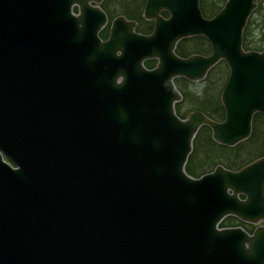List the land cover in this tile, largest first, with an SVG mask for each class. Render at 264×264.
Masks as SVG:
<instances>
[{"label":"water","instance_id":"water-1","mask_svg":"<svg viewBox=\"0 0 264 264\" xmlns=\"http://www.w3.org/2000/svg\"><path fill=\"white\" fill-rule=\"evenodd\" d=\"M102 1L0 0V264H264V155L186 169L201 126L235 145L264 113V47L243 45L256 0H146L151 32L120 14L106 39ZM199 34L209 53L177 51ZM221 59L225 117L181 116L175 77Z\"/></svg>","mask_w":264,"mask_h":264},{"label":"trees","instance_id":"trees-1","mask_svg":"<svg viewBox=\"0 0 264 264\" xmlns=\"http://www.w3.org/2000/svg\"><path fill=\"white\" fill-rule=\"evenodd\" d=\"M258 4L250 15L243 32V45L246 49H262L264 46V0H257ZM225 0H200L201 9L206 16L215 14L224 4ZM146 0H103L101 6L110 16L125 14L129 18L139 21V29L147 32L152 28V20L143 17ZM166 13V12H164ZM190 43L188 52L182 40ZM177 45V51L182 55L193 52L209 53L211 43L204 35H193L183 38ZM155 59H147V66H152ZM229 75V66L224 59L218 61L210 68L207 75L199 80H191L184 76L175 78L177 87L182 92V99L176 102V110L181 116V104L188 103L189 109H201L215 119L225 117V107L221 101V94ZM264 155V114L256 112L253 117L251 134L235 145H227L216 141L212 136L209 125L201 126L194 138L193 150L186 163V169L191 174H203L212 170L217 164H224L233 169L249 163L255 158ZM199 159L200 164L193 165V161ZM200 174V175H201ZM231 215L226 216L220 225H233L228 221ZM236 218V216H235ZM227 220V221H226Z\"/></svg>","mask_w":264,"mask_h":264},{"label":"flooded vegetation","instance_id":"flooded-vegetation-1","mask_svg":"<svg viewBox=\"0 0 264 264\" xmlns=\"http://www.w3.org/2000/svg\"><path fill=\"white\" fill-rule=\"evenodd\" d=\"M225 2H226V0H225ZM225 2H224V4H225ZM256 2H257V6H258V1L256 0ZM223 4V5H224ZM223 5H222V7H223ZM221 7V8H222ZM220 8V9H221ZM256 8V7H255ZM254 8V9H255ZM219 9V10H220ZM253 9V10H254ZM77 10V9H76ZM218 10V11H219ZM106 11V10H105ZM217 11V12H218ZM164 12H166V13H164ZM253 12V11H252ZM106 13H107V16H108V19H107V21H106V23L103 25V27L100 29V31H99V34L104 38V39H106L108 36H109V34H110V29H111V23H112V20L116 17V16H118V15H120V14H117V15H115V16H110L109 14H108V12L106 11ZM162 14H164V15H168V12L166 11V10H163L162 11ZM252 14V13H251ZM123 15H125V14H123ZM214 15V14H213ZM126 16V15H125ZM127 18H129L128 16H126ZM143 17L144 18H146L145 16H144V10H143ZM132 19H135V18H132ZM146 19H148V20H152V28L150 29V30H148L147 32H145V31H142V30H140L139 29V21L137 20V19H135V20H137V26H136V29L138 30V31H140V32H144V33H149V32H151L152 30H153V28H154V19H149V18H146ZM248 22V21H247ZM186 38V37H185ZM183 39V38H182ZM181 39V40H182ZM179 43V42H178ZM264 47V46H263ZM206 54V53H205ZM155 59V61H154V64L152 65V66H150V67H153V66H155V64H156V62H157V59L156 58H154ZM226 61V60H225ZM176 78V77H175ZM175 80V79H174ZM259 112V111H258ZM263 113V112H262ZM264 114V113H263ZM241 196L242 197H244L245 195L244 194H241ZM232 216V218H234V220H237V219H240L239 217H237L236 216V218H235V215H231ZM242 220V219H241ZM244 223H246L247 225H249V228H246V229H248L250 232H252L254 229H255V227L258 225V224H260V223H252V222H249V221H244V220H242ZM261 222V221H260ZM262 223H263V221H262ZM234 225H240V224H233V225H230V226H234ZM244 227V226H243Z\"/></svg>","mask_w":264,"mask_h":264},{"label":"rangeland","instance_id":"rangeland-1","mask_svg":"<svg viewBox=\"0 0 264 264\" xmlns=\"http://www.w3.org/2000/svg\"><path fill=\"white\" fill-rule=\"evenodd\" d=\"M258 4L261 5V2L259 1ZM75 9H76V7H75ZM182 44L184 45V47L186 48V50L189 52L190 51V48H191L189 41L187 39H183L182 40ZM181 107H182V109H181L180 112L181 113H184L186 116L192 111V110L189 109L188 103H184L183 102L181 104ZM196 163L200 164V161H199V159L196 160V158H195L194 161H193V165H197ZM200 174L201 173H199L197 175H194V174H192V175L199 176ZM233 219L234 218H229L228 221H230V220L233 221ZM234 221H235L234 224H240V225L244 226L245 228H249V225H247L246 223H244L241 219H237V220H234ZM258 223H262V221L261 222H258ZM224 225H228V224H224Z\"/></svg>","mask_w":264,"mask_h":264},{"label":"bare ground","instance_id":"bare-ground-1","mask_svg":"<svg viewBox=\"0 0 264 264\" xmlns=\"http://www.w3.org/2000/svg\"><path fill=\"white\" fill-rule=\"evenodd\" d=\"M195 175V174H194Z\"/></svg>","mask_w":264,"mask_h":264}]
</instances>
